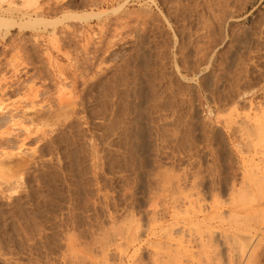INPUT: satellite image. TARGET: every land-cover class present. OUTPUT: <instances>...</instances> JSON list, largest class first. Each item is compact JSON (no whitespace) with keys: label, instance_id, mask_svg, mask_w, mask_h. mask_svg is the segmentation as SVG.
I'll return each mask as SVG.
<instances>
[{"label":"rangeland","instance_id":"obj_1","mask_svg":"<svg viewBox=\"0 0 264 264\" xmlns=\"http://www.w3.org/2000/svg\"><path fill=\"white\" fill-rule=\"evenodd\" d=\"M3 19L0 264H264V0H0Z\"/></svg>","mask_w":264,"mask_h":264},{"label":"bare ground","instance_id":"obj_2","mask_svg":"<svg viewBox=\"0 0 264 264\" xmlns=\"http://www.w3.org/2000/svg\"><path fill=\"white\" fill-rule=\"evenodd\" d=\"M1 1H2V0H1ZM34 1H35V0H34ZM149 1H150V0H149ZM28 2H31V0H28ZM63 2H64V1H63ZM219 2H220V1H219ZM7 3H8V2H7ZM44 3H45V1H44ZM227 3H228V2H227ZM30 5H31V4H30ZM8 6H9V5H8ZM219 6H220V5H219ZM46 10H47V9H46ZM49 10H50V9H49ZM117 11H118V10H117ZM53 12H54V11H53ZM114 13H115V12H114ZM145 13H146V12H145ZM132 14H133V13H132ZM96 15H97V14H96ZM96 15H95V16H96ZM224 15H225V14H224ZM64 16H65V15H64ZM64 16H63V18H64ZM93 16H94V15H93ZM128 16H130V15H128ZM23 17H24V16H23ZM66 17H67V15H66ZM88 17H91V16H88ZM96 17H97V16H96ZM82 18H83V17H82ZM218 18H219V17H218ZM58 19H59V18H58ZM137 19H138V18H137ZM29 20H30V19H29ZM38 20H39V19H37V21H38ZM8 21H9V20H8ZM8 21H6V20H4V19H3V20H0V28H1L2 26H5L4 29H6V27H8L9 25H10V27H14V25H16V24L13 25V23H12V24H11V23L9 24ZM33 21H34V19H33ZM37 21H36V22H35V21H34V22H31V21H30V22H28L26 25L23 24L25 27H24L21 23L18 24L17 26H19L20 29H21V28H26L28 25H29V26H30V25L32 26V23H34V25H35V23L37 24ZM48 21H49V20H48ZM129 21H130V20H129ZM10 22H12V21H10ZM43 22H44V21H43ZM46 22H47V21H46ZM48 23H50V22H47V25H48ZM125 23H126V22H125ZM43 24L45 25V22H44ZM34 25H33V26H34ZM38 25H39V23H38ZM50 25L52 26L53 24L50 23ZM125 25H126V24H125ZM21 26H22V27H21ZM45 27H46V26H45ZM49 27H50V26H49ZM67 28H68V26H67ZM127 28H128V27H127ZM32 29H33V28H32ZM102 29H103V28H102ZM114 29H115V28H114ZM7 31H8V30H7ZM73 32H74V31H73ZM102 32H103V31H102ZM104 32H105V31H104ZM114 32H115V31H114ZM76 33H77V32H76ZM4 36H5V35H4ZM27 38H28V37H27ZM102 39H103V38H102ZM62 41H63V40H62ZM28 44H29V43H28ZM99 45H101V44H99ZM44 46H45V45H44ZM99 48H100V47H99ZM83 53H84V52H83ZM85 59H86V58H85ZM79 69H80V68H79ZM15 71H16V70H15ZM76 71H77V69H76ZM78 72H79V71H78ZM80 78H81V76H80ZM78 79H79V78H78ZM3 86H4V85H3ZM44 86H45V85H44ZM5 88H6V87H5ZM5 90H6V89H5ZM35 91H36V90H35ZM73 91H74V90H73ZM39 93H40V92H39ZM63 93H64V92H63ZM69 93H70V92H69ZM74 93H75V92H74ZM58 94H59L58 96H60V93H58ZM64 94H65V93H64ZM40 95H41V94H40ZM2 96H3V95H2ZM62 96H63V95H62ZM62 96H61V97H62ZM72 96H73V94H72ZM72 96H71V97H72ZM75 96H76V95H75ZM32 97H33V96H32ZM56 97H57V96H56ZM76 97H77V96H76ZM25 98H26V97H25ZM27 98H28V97H27ZM30 98H31V97H30ZM63 98H64V97H63ZM63 98H62V99H63ZM35 99H36V98H35ZM60 99H61V98H59V100H60ZM72 99H73V98H72ZM39 100H40V99H39ZM78 100H79V99H78ZM60 101H61V100H60ZM75 101H76V98H75ZM75 101H74V103H75ZM79 102H80V101H79ZM40 103H41V102H40ZM66 103H67V102H66ZM70 103H71V102H70ZM62 104H63V103H62ZM3 105H4V103H3ZM16 105H17V104H16ZM33 105H34V104H33ZM68 105H69V104H68ZM31 106H32V104H31ZM34 106H35V105H34ZM45 106H46V105H45ZM55 106H56V105H55ZM61 106H62V105H61ZM70 106H71V105H70ZM10 107H11V106H10ZM15 107H16V106H15ZM27 107H28V106H27ZM1 108H2V107H1ZM19 108H20V107H19ZM32 108H33V106H32ZM41 108H42V106H41ZM41 108H39V109H41ZM43 109H44V107H43ZM43 109H42V110H43ZM67 109H68V108H67ZM0 111H1V110H0ZM13 111H14V110H13ZM59 111H60V110H59ZM65 111H66V110H65ZM14 112H15V111H14ZM20 112H21V111H20ZM40 113H41V112H40ZM76 114H77V113H76ZM31 117H32V116H31ZM27 118H28V117H27ZM38 118H39V117H38ZM11 119H12V118H11ZM16 120H17V119H16ZM42 121H43V120H42ZM14 125H15V124H14ZM16 125H17V124H16ZM20 125H22V124H20ZM32 125H33V124H32ZM244 125H245V124H244ZM41 126H42V125H41ZM36 127H37V126H36ZM38 128H39V127H38ZM238 129H239V128H238ZM19 130H21V129H19ZM7 131H8V130H7ZM24 131H25V132H28V130H27V131L24 130ZM35 131H36V130H35ZM256 131H257V130H256ZM41 132H42V131H41ZM263 132H264V130H263ZM259 133H260V132H259ZM259 133H258V134H259ZM261 133H262V132H261ZM32 134H33V133H32ZM32 134H30V135H32ZM27 135H28V133H27ZM263 135H264V134H263ZM249 139H250V138H249ZM247 147H248V146H247ZM252 147H253V146H252ZM252 147H251V148H252ZM244 149H245V148H244ZM247 149H249V148H247ZM253 149H254V148H253ZM251 151H252V150H251ZM254 151H255V150H254ZM259 154H260V153H259ZM6 155H7V154H6ZM9 155H10V154H9ZM7 156H8V155H7ZM253 159H254V158H253ZM258 173H259V172H258ZM244 175H245V174H244ZM255 176H256V174H255ZM262 182H263V180H262ZM233 190H234V189H233ZM236 194H237V193H236ZM238 194H239V192H238ZM239 195H240V194H239ZM192 199H193V198H192ZM190 200H191V199H190ZM197 201H198V199H197ZM188 203H189V201H188ZM196 204H197V202H196ZM231 204H232V203H231ZM237 204H238V203H237ZM190 206H191V205H190ZM202 210H203V209H202ZM209 211H211V210H209ZM206 214H207V213H206ZM236 216H238V215H236ZM197 217H198V216H197ZM229 217H230V216H229ZM240 217H241V216H240ZM215 220H216V219H215ZM223 220H224V218H223ZM228 220H229V219H228ZM225 223H226V222H225ZM255 225H256V224H255ZM208 233H209V232H208ZM201 234H202V233H201ZM201 234H200V235H201ZM213 234H214V232H213ZM218 234H219V233H218ZM250 234H252L251 231H250ZM205 235H206V233H205ZM208 235H209V234H208ZM183 236H184V235H183ZM183 236H182V237H183ZM222 237H223V236H222ZM245 237H246V236H245ZM190 238H191V237H190ZM197 238H198V237H197ZM206 238H207V237H206ZM206 238H205V240H207ZM211 238H213V237H211ZM215 238H216V236H215ZM227 238H228V236H227ZM235 238H236V236H235ZM192 239H194V238H192ZM228 239H229V238H228ZM242 239H243V238H242ZM248 239H249V238H248ZM197 240H198V239H197ZM221 240H222V239H221ZM223 240H225V239H223ZM234 240H235V239H234ZM249 240H250V239H249ZM177 241H178V239H177ZM182 241H184V240H182ZM182 241H181V243H182ZM192 241H193V240H192ZM211 241H213V240H211ZM242 241H245V240L243 239ZM178 242H179V241H178ZM184 242H185V241H184ZM197 242H199V240H198ZM201 242H203V240H202ZM204 242H205V241H204ZM204 242H203V243H204ZM181 243H180V244H181ZM199 243H200V242H199ZM207 243H208V242H207ZM229 243H230L229 241L225 240V241H224V246H226V248H228ZM258 243H259V242H258ZM193 244H195V241H194ZM193 244H192V245H193ZM204 244H205V243H204ZM204 244H203V245H204ZM210 244H211V243H210ZM248 244H249V243H248ZM254 244H255V243H254ZM103 245H104V244H103ZM218 245H219V244H218ZM176 246H177V245H176ZM188 246H189V244H188ZM199 246H200V244H199ZM204 246H205V245H204ZM208 246H209V244H208ZM210 246H211V245H210ZM210 246H209V248H210ZM231 246H232V245H231ZM231 246H230V247H231ZM255 246H256V245H255ZM74 247H75V246H74ZM200 247H201V246H200ZM206 247H207V245H206ZM68 248H69V247H68ZM196 248H197V246H196ZM201 248L205 249L204 247H201ZM201 248H200V249H201ZM174 249H175V248H174ZM184 249H185V248H184ZM243 249H244V248H243ZM70 250H71V249H70ZM201 250H202V249H201ZM208 250H209V249H208ZM232 250H233V249H232ZM255 250H256V249H255ZM202 251H203V250H202ZM234 251H235V250H234ZM174 252H175V250H174ZM182 252H183V251H182ZM219 252H220V251H219ZM73 253H74V252H73ZM171 253H172V252H171ZM185 253H186V252H185ZM198 253H199V252H198ZM215 253H216V252H215ZM252 253H254V252H252ZM71 254H72V252H71ZM75 254H76V253H75ZM183 254H184V253H183ZM190 254H191V253H190ZM194 254H195V253H194ZM243 254H244V253H243ZM234 255H235V254H234ZM234 255H233V256H234ZM184 256H186V254H185ZM187 256H188V254H187ZM214 256H215V255H214ZM231 256H232V254H229V256H228V259H229V262H228V263H229V264H254V261H255V258H256L257 255L254 257V255L251 254V255H249V256L247 257V259H243V258H242L243 260H246V262H245V261L243 262V260L240 259V261H237L238 263H235V262H234V257H235V256H234V257L232 256L233 258H232ZM244 256H247V255H244ZM192 257H193V256H192ZM176 258H177V256H176ZM215 258H216V257H215ZM215 258H214V260H215ZM235 258H236V257H235ZM211 259H212V258H211ZM222 259H223V258H222ZM193 261H194V260H193ZM216 261H217V260H216ZM227 261H228V260H227ZM227 261H226V262H227ZM255 262H258V260H256ZM207 263H208V262H207ZM212 263H213V260H212ZM217 263H218V262H217ZM217 263H216V264H217ZM228 263H227V264H228ZM180 264H181V263H180ZM213 264H214V263H213ZM256 264H257V263H256Z\"/></svg>","mask_w":264,"mask_h":264}]
</instances>
